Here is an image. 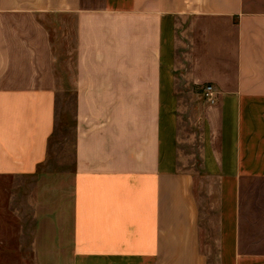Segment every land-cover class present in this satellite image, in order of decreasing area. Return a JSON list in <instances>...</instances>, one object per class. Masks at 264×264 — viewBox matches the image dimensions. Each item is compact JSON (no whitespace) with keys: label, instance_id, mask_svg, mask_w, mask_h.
I'll return each instance as SVG.
<instances>
[{"label":"crops","instance_id":"crops-1","mask_svg":"<svg viewBox=\"0 0 264 264\" xmlns=\"http://www.w3.org/2000/svg\"><path fill=\"white\" fill-rule=\"evenodd\" d=\"M179 34L189 80L216 99L201 193L183 167ZM70 36V264H210L201 219L217 264H264V0H0V185L47 161Z\"/></svg>","mask_w":264,"mask_h":264},{"label":"rangeland","instance_id":"rangeland-1","mask_svg":"<svg viewBox=\"0 0 264 264\" xmlns=\"http://www.w3.org/2000/svg\"><path fill=\"white\" fill-rule=\"evenodd\" d=\"M181 23L184 30L187 22ZM51 30L53 34L56 32L53 26ZM66 46L71 52L65 63H59L57 123L61 114H65L70 122L75 119L73 36ZM187 52V40L179 34L175 93L182 119L181 133L185 136L183 152L193 155L183 167L193 172L197 193H201L205 187L200 178L201 114L206 101L203 90L188 78ZM74 137L72 126H67L66 134L58 131L49 145L47 161L35 175L9 176L1 180L0 264H70ZM187 138L189 142H186ZM203 222L201 219L202 236L208 235L212 245L207 248L209 263L217 264V246L213 241L217 230L208 228L207 232ZM208 224L214 225V219Z\"/></svg>","mask_w":264,"mask_h":264},{"label":"trees","instance_id":"trees-1","mask_svg":"<svg viewBox=\"0 0 264 264\" xmlns=\"http://www.w3.org/2000/svg\"><path fill=\"white\" fill-rule=\"evenodd\" d=\"M75 110H76V104H75ZM76 124H77L76 119H74L73 122H70L67 119V116L65 114H61V119L58 123H56L55 130H54L53 135L50 139L49 145L56 138L58 131H62L63 134H66L67 133V126H72L75 130Z\"/></svg>","mask_w":264,"mask_h":264},{"label":"built area","instance_id":"built-area-1","mask_svg":"<svg viewBox=\"0 0 264 264\" xmlns=\"http://www.w3.org/2000/svg\"><path fill=\"white\" fill-rule=\"evenodd\" d=\"M203 94H204L205 99L209 103H214L216 101L215 96H214V88L212 85L205 86L203 89Z\"/></svg>","mask_w":264,"mask_h":264}]
</instances>
